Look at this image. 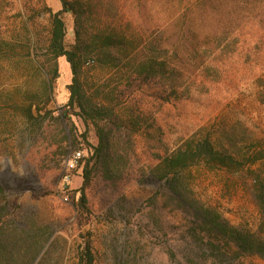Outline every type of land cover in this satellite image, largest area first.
I'll return each mask as SVG.
<instances>
[{
  "label": "rangeland",
  "instance_id": "374dc122",
  "mask_svg": "<svg viewBox=\"0 0 264 264\" xmlns=\"http://www.w3.org/2000/svg\"><path fill=\"white\" fill-rule=\"evenodd\" d=\"M113 1L119 8V21L130 31L139 36L163 33L166 44L181 53L229 25L235 28L231 45L218 54L211 68L189 69L193 76L190 94L179 100L156 83L127 86L125 82L118 84L111 74L90 70L89 86L114 79L110 88L116 86V93L123 96H115L113 105L118 104L116 110L123 115L126 104L139 118L140 128L132 130L130 136L132 174L113 180L93 174L82 189L81 160L89 151L80 136L85 135L91 146L97 145V138L91 126L85 127L71 116L62 117L70 83L64 59L58 61L59 77L50 86V100L45 106L43 98L34 101L43 108L40 127L28 125L20 111L29 104L28 93L37 92L42 81L33 75L26 55L28 46L35 42V36L47 35V10L58 12L60 3L0 0V39L10 44L0 58V184H9L12 218L28 216L49 227L52 238L68 241L71 257L78 248L88 246L94 264H188L185 222L166 205L161 184L140 182L139 172L155 166L157 156L166 149L174 151L203 137L215 142L231 131L236 148H225L248 160L242 168H211L200 162L184 177L201 205L215 210L230 226L249 230L264 240V211L256 198L264 187V0H258L245 19L238 12L231 16L224 8L209 12L198 0ZM62 19L65 43L71 45L73 17L67 13ZM64 129L66 133L74 129L82 148L78 150V166L70 172L66 161L74 151L67 147L65 158L59 154L66 146ZM67 174L69 180L64 181ZM83 193L86 212L81 215L79 198ZM212 263L209 256L200 262Z\"/></svg>",
  "mask_w": 264,
  "mask_h": 264
},
{
  "label": "trees",
  "instance_id": "16d2710c",
  "mask_svg": "<svg viewBox=\"0 0 264 264\" xmlns=\"http://www.w3.org/2000/svg\"><path fill=\"white\" fill-rule=\"evenodd\" d=\"M58 1L61 6L58 12L47 10L50 14L47 35L35 36V42L28 46L26 55L34 68L33 75L42 81L37 92L28 93L29 104L20 111L28 125L40 127L43 108L34 101L43 98L42 106H45L50 100V86L59 77L58 61L64 59L70 72V83L66 88L69 97L62 117L71 116L79 119L85 127L91 126L97 138V145L91 146L85 135L80 136L89 151L88 157L81 160L83 189L93 174H101L106 180L132 174L134 153L130 136L132 130L140 128L139 118L133 116L126 104L123 115L116 110L118 104L113 105L115 96H123L121 92L116 93V86L110 88L109 82L114 79L105 78L99 86H89L90 70L107 76L111 74L118 84L125 82L127 86L130 83H156L179 100L190 94L193 76L189 69L211 68L218 54L230 47L235 28L229 25L222 31L206 35L200 44L181 53L166 44L163 33L139 36L130 31L127 24L119 21V8L113 0ZM198 1L209 12L224 8L231 16L238 12L245 19L258 0ZM67 13L73 17L74 40L71 45L65 43L62 16ZM9 45L0 39V58L3 49ZM48 115L46 112L45 117ZM62 132L65 133L62 141L66 146L59 154L63 158L69 153L67 147L74 152L82 149L74 129L69 133L65 129ZM157 143L162 145L161 140ZM236 143L231 131L223 133L215 142L209 137L187 141L174 151L166 149L157 156L155 166L139 172L142 175L140 182L161 184L166 205H170L185 222L183 238L189 248L185 256L188 264H200L208 256L212 264H246V260L253 259L264 261V240L249 230L230 226L215 210L201 205L184 177L189 168L200 162L211 168H242L248 160L244 156L235 157L225 148L228 145L233 150ZM9 189L6 182L0 184V264H94L88 246L78 248L75 257H71L68 241L52 238L49 227L39 225L28 216L12 218L7 197ZM257 193L256 198L264 211V187L261 186ZM84 212L86 200L83 193L79 198V213Z\"/></svg>",
  "mask_w": 264,
  "mask_h": 264
},
{
  "label": "built area",
  "instance_id": "2783aa9c",
  "mask_svg": "<svg viewBox=\"0 0 264 264\" xmlns=\"http://www.w3.org/2000/svg\"><path fill=\"white\" fill-rule=\"evenodd\" d=\"M80 158H81V154L79 151L77 152H73L71 154V156H69L67 158V161H66V170L68 172H70L71 170H74L77 166H78V163L80 161ZM69 180V175H65L64 176V181H68Z\"/></svg>",
  "mask_w": 264,
  "mask_h": 264
},
{
  "label": "water",
  "instance_id": "95a60500",
  "mask_svg": "<svg viewBox=\"0 0 264 264\" xmlns=\"http://www.w3.org/2000/svg\"><path fill=\"white\" fill-rule=\"evenodd\" d=\"M49 243V242H48ZM48 243L45 245L44 249L47 247ZM43 251V250H42Z\"/></svg>",
  "mask_w": 264,
  "mask_h": 264
}]
</instances>
